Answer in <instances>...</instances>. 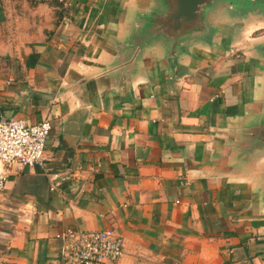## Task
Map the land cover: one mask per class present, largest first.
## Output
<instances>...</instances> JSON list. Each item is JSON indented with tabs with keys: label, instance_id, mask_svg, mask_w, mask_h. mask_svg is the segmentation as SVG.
<instances>
[{
	"label": "crops",
	"instance_id": "crops-1",
	"mask_svg": "<svg viewBox=\"0 0 264 264\" xmlns=\"http://www.w3.org/2000/svg\"><path fill=\"white\" fill-rule=\"evenodd\" d=\"M127 1L0 0V117L52 126L44 164L0 190V264H57L67 228L110 224L116 264H264V154L246 173L213 161L264 98V23L224 26L177 74L153 54L123 88L60 91L109 58L85 32Z\"/></svg>",
	"mask_w": 264,
	"mask_h": 264
},
{
	"label": "water",
	"instance_id": "water-1",
	"mask_svg": "<svg viewBox=\"0 0 264 264\" xmlns=\"http://www.w3.org/2000/svg\"><path fill=\"white\" fill-rule=\"evenodd\" d=\"M117 27L93 25L85 33L97 39L109 58L61 86L82 100L84 87L123 88L142 72L153 54L172 74L200 47L217 43L224 26L264 23V0H130L116 10ZM264 72V38L251 43ZM264 154V98L237 121L224 151L214 163L223 171L246 173ZM260 187L264 193V171Z\"/></svg>",
	"mask_w": 264,
	"mask_h": 264
},
{
	"label": "built area",
	"instance_id": "built-area-1",
	"mask_svg": "<svg viewBox=\"0 0 264 264\" xmlns=\"http://www.w3.org/2000/svg\"><path fill=\"white\" fill-rule=\"evenodd\" d=\"M51 127L46 118L29 122L23 117H0V190L9 174L44 164ZM60 237L57 264H116L124 253V236L114 224L67 228Z\"/></svg>",
	"mask_w": 264,
	"mask_h": 264
},
{
	"label": "rangeland",
	"instance_id": "rangeland-1",
	"mask_svg": "<svg viewBox=\"0 0 264 264\" xmlns=\"http://www.w3.org/2000/svg\"><path fill=\"white\" fill-rule=\"evenodd\" d=\"M263 33H264V28H258V29L254 30L250 34H251V36H253V35H261ZM233 37H234V40L237 39V37H238L237 32H235V34L233 35Z\"/></svg>",
	"mask_w": 264,
	"mask_h": 264
}]
</instances>
